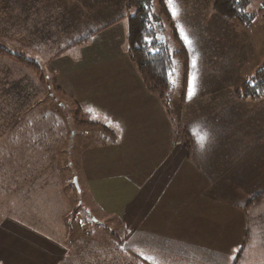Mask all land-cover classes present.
<instances>
[{"label":"rangeland","instance_id":"obj_1","mask_svg":"<svg viewBox=\"0 0 264 264\" xmlns=\"http://www.w3.org/2000/svg\"><path fill=\"white\" fill-rule=\"evenodd\" d=\"M128 2L0 0V46L5 47L0 51V219L30 221L62 244L63 254L56 264H72L75 254H79L75 264L83 262L81 256L90 257L85 264H103L100 252L116 246L130 248L150 264L179 262L177 256L167 259L165 254L136 249V242L143 240L129 237L126 241L113 217L99 216L93 209L90 216L83 185L72 174L80 146L90 136L82 139L74 132L87 129L90 124L84 121L93 119L86 120L84 109L70 93L71 82L76 81L70 72L69 79L63 78L68 91L59 84L52 57L71 37L86 31L88 20L89 26L98 27L124 14L121 23L125 21L127 27L128 17L135 12ZM190 2L189 10H180L175 19L184 25L192 41L189 46L177 31L181 45L169 21L159 16L160 0H152L151 14L159 16L157 37L168 46L173 63L171 94L165 105L175 134L187 138L190 161L206 170L225 199L245 211L247 234L242 252L232 254L240 260L236 264H264V96L237 95L264 65V0H247L246 12L252 16L248 23L217 14L212 0ZM93 45L69 49L64 54L67 63L75 65L81 51L88 55ZM183 47L190 55L187 70L178 53ZM47 113L59 120L52 124L53 116ZM201 136H206L203 143ZM214 195L208 190L209 200ZM2 212L11 215L3 217ZM69 233L71 244L66 238ZM109 260L104 264H137L132 259L115 263L109 256ZM223 261L230 264L228 259Z\"/></svg>","mask_w":264,"mask_h":264},{"label":"crops","instance_id":"obj_2","mask_svg":"<svg viewBox=\"0 0 264 264\" xmlns=\"http://www.w3.org/2000/svg\"><path fill=\"white\" fill-rule=\"evenodd\" d=\"M189 3L175 0L173 6L180 13L189 10ZM165 6L169 11L167 3ZM123 16L98 27L89 26L88 20L86 31L100 30L86 42L52 57L59 84H65L70 72V78L76 80L71 82L70 93L84 109L86 120L92 117L98 123L74 132L82 139L90 135L74 161L77 169L72 170L83 185L88 210L116 219L126 241L129 237L142 239L136 242L138 250L165 254L167 259L177 256L179 262L183 254L181 264H223L224 259L233 264L232 254L247 234L245 211L225 199L206 170L190 161L168 109L146 91L126 48L122 52L127 31L125 21L121 23L126 20ZM172 21L176 27L178 21L173 17ZM89 42L95 43V50L84 55L83 46ZM79 47L83 49L80 60L68 64L65 52ZM65 89L68 91L67 84ZM208 190L216 197L209 200ZM24 220H0V264L59 262L62 244Z\"/></svg>","mask_w":264,"mask_h":264},{"label":"trees","instance_id":"obj_3","mask_svg":"<svg viewBox=\"0 0 264 264\" xmlns=\"http://www.w3.org/2000/svg\"><path fill=\"white\" fill-rule=\"evenodd\" d=\"M129 5L135 7V12L127 19V31H126V54L129 62L135 67L142 83L148 93L156 96L165 105L171 94V75H172V56L170 50L166 43L157 37V30H160L158 25L159 16L163 14L165 19L169 21L170 26L174 32V36L177 41L182 45L180 37L177 33V29L172 21L171 14L166 8L163 0H160V11L158 16L151 14L152 0H129ZM127 4V5H128ZM247 0H212V6L214 11L224 17L234 18L240 20L243 23H248L251 21L252 16L248 15L246 12ZM100 29H89L84 33L71 37L64 46L58 50L54 56L64 52L70 47L77 44L86 42ZM160 32V31H159ZM145 37H148L151 43L145 42ZM5 47L0 46V51H4ZM183 57V67L185 70L189 68V56L186 49L183 47L180 52H178ZM20 60L32 64L33 61L25 58V55L16 54L14 55ZM187 77V75H186ZM237 95L240 98H260L264 96V65L256 71L254 77L249 82H244L237 91ZM168 111V110H167ZM50 116V113H47ZM55 124L56 118L52 117ZM60 123V121L58 122ZM86 124H98L94 120L86 121ZM107 130V129H106ZM184 138V137H183ZM187 138H185V145L187 150H189V143L187 144ZM73 174V173H72ZM74 177V175H72ZM82 202V201H81ZM83 204V202H82ZM85 206V205H84ZM88 206V205H87ZM85 208L89 209V207ZM89 215L91 216L92 211L89 210ZM2 216L11 215V213L6 214L2 212ZM93 221H97L96 217H91ZM1 220V219H0ZM86 234V233H85ZM67 243L71 244L72 239L69 235L66 237ZM72 246V245H71ZM69 245V247H71ZM242 252V247H238L235 250V254L239 255ZM98 258L101 259L103 256V264L109 263V256L111 261L115 263H121L123 260L132 259L137 264H150L141 258L132 250H123L120 246L114 247V249H109L107 251L100 252ZM79 254H75L72 262L77 261ZM84 258V259H82ZM90 257L81 256L80 260L83 261L81 264H85L86 260ZM105 261V262H104ZM237 262L235 259L232 263Z\"/></svg>","mask_w":264,"mask_h":264},{"label":"snow or ice","instance_id":"obj_4","mask_svg":"<svg viewBox=\"0 0 264 264\" xmlns=\"http://www.w3.org/2000/svg\"><path fill=\"white\" fill-rule=\"evenodd\" d=\"M165 2H166V3L168 4V6H169V11H170V13H171L173 19H176L179 13H178V9L175 8V7L173 6L175 0H165ZM176 28H177V31L180 33V36H181V38L183 39L184 43H185L186 45H189V46H190L191 43H192V41H191V39L188 37V35L185 33L183 27L178 23V24L176 25ZM145 42H146V43H151V41L149 40L148 37H145ZM193 66H195V61H193ZM192 94H193V92H192V82H191V80H190V83H189V97H191ZM205 139H206V136H201V137H199V140H200L201 143H203V141H204ZM149 259H150V258H149Z\"/></svg>","mask_w":264,"mask_h":264}]
</instances>
